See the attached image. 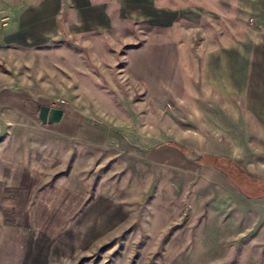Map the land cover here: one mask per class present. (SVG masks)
I'll return each instance as SVG.
<instances>
[{
  "label": "rangeland",
  "instance_id": "1",
  "mask_svg": "<svg viewBox=\"0 0 264 264\" xmlns=\"http://www.w3.org/2000/svg\"><path fill=\"white\" fill-rule=\"evenodd\" d=\"M262 4L0 0V264H264Z\"/></svg>",
  "mask_w": 264,
  "mask_h": 264
},
{
  "label": "crops",
  "instance_id": "2",
  "mask_svg": "<svg viewBox=\"0 0 264 264\" xmlns=\"http://www.w3.org/2000/svg\"><path fill=\"white\" fill-rule=\"evenodd\" d=\"M70 3L73 10H86L88 11L90 8L91 11L99 12L97 14H92V17L94 18H110V11H111V1L112 0H67ZM251 1V0H250ZM97 2V3H96ZM63 0H39V14L38 19H43V17H49L52 13H57L59 11L63 10L62 7ZM250 10H252V7L248 6ZM96 10V11H95ZM258 10L259 18L262 22V27L258 30L252 29L251 35L255 36L257 34L259 36V39L255 41L253 39L248 45L249 48H247L245 51L240 45L233 46L232 50H234V58L231 60L230 66L231 69L228 70V66H225L224 59H219V62L221 63V68L224 69L225 72H229L230 79L232 80L234 76L241 75V79L247 80L249 83L250 80L254 77H258L260 80V88H257V91L261 94V99H264V0L263 4ZM58 17V16H57ZM61 16H59L60 18ZM58 18V19H59ZM243 51V52H242ZM245 55V56H244ZM242 56L245 58L243 59ZM239 77V76H238ZM252 88V87H251ZM264 106V103L262 104Z\"/></svg>",
  "mask_w": 264,
  "mask_h": 264
},
{
  "label": "water",
  "instance_id": "3",
  "mask_svg": "<svg viewBox=\"0 0 264 264\" xmlns=\"http://www.w3.org/2000/svg\"><path fill=\"white\" fill-rule=\"evenodd\" d=\"M62 115V110L59 108H49L48 106L41 105L38 108L37 118L40 122H58Z\"/></svg>",
  "mask_w": 264,
  "mask_h": 264
}]
</instances>
